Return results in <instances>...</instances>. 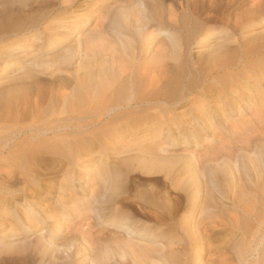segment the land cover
<instances>
[{"label": "rangeland", "instance_id": "obj_1", "mask_svg": "<svg viewBox=\"0 0 264 264\" xmlns=\"http://www.w3.org/2000/svg\"><path fill=\"white\" fill-rule=\"evenodd\" d=\"M162 53L143 106L68 121L80 152L0 166V264H264V0H0V96L31 115L10 140L62 117L105 62Z\"/></svg>", "mask_w": 264, "mask_h": 264}, {"label": "bare ground", "instance_id": "obj_2", "mask_svg": "<svg viewBox=\"0 0 264 264\" xmlns=\"http://www.w3.org/2000/svg\"><path fill=\"white\" fill-rule=\"evenodd\" d=\"M102 45L103 43H94V45L92 46V49L97 50L96 48H98L99 50V47H101ZM177 51L178 50H173L172 54H173V59L176 61V64L179 66V64L181 63L182 56H181V53L179 54ZM163 55H165V53L160 54L156 60L149 61L143 67V70H138L136 72L130 69L122 61H118L117 59H113V62L111 63H109L108 61L105 62L104 66L101 67L100 72H99L100 79L96 82H93V84L88 82V87L92 89L91 90L85 89L86 92H88V96L90 95L91 97V99L88 102H85L84 100L83 93H86V92L84 91L83 93H80L81 88L84 89L85 87L79 86L78 88L77 86L76 88L75 86V88L79 89L80 92L79 91L76 92L77 90L75 91V93L76 94L78 93V94L77 96L76 94H74L76 98L75 100H73L74 97L72 98L70 106H69V111L65 110V114H63L62 117L60 116L55 117V119L49 115L50 116V117L48 116L49 119L47 118L48 122H46L49 124V126H47L48 125L47 124L46 125L47 127L43 129H41V127H39V129L35 128L32 134L22 137L23 139L21 140L17 139L15 140V142H12L10 139L14 137L16 134L22 133V131L24 130L23 128L25 127V125L23 126V125H20L19 123L21 121L27 120L29 116L31 115H28L27 107L23 110H20L18 106L16 105V103L13 105H10L8 103V106H6L5 102L11 99L17 100L18 97L11 96V98L9 97V99H3V97L0 96V102L5 106V107H2L3 117L0 115L2 118V120L0 119V123H2L1 121H3V125L0 124V142L2 140L5 141L4 143L0 144V154H5V158H3V156H0V166L6 165L7 162L8 161L10 162L11 160L13 162H10L8 166L4 168L6 172H12L13 174H15L14 171L16 170V171H19L20 174H28L29 172L34 173L36 171L37 172L40 171L41 159L45 155L46 156L59 155V156H62L61 157L62 159L64 156L66 157V156H70L71 154L75 152H80L81 149H77L75 144H71L70 142L65 141L64 136H61L62 135L61 131L63 130V128L68 127L69 125L68 121H70L71 119H75V118L76 119L82 118L84 120H87V123L85 121L87 125H97V124H101L106 119L108 114L111 113L113 108H115L116 106H119L120 103H122V101L124 100H128V101H125L127 102L128 107L137 108L138 106H143V104L148 102L149 98L155 95V93H157L162 88L164 83L166 84L167 82V81L164 82V80L166 78V74L170 71V67L165 61H163L164 60ZM165 72L167 73L165 74ZM168 82H171V80ZM173 84L175 83L173 82ZM171 87H174V85H171ZM125 92L126 94H124L125 95L124 96L123 93ZM88 96H86V98ZM92 97L95 98L96 101L95 99L93 100ZM30 122L32 123L31 120ZM30 122H27V125ZM34 123H37V122H34ZM42 123H44L43 120H42ZM86 124L83 125L82 123L83 126H85ZM76 125L79 126L78 122ZM87 125L85 127H87ZM1 126L4 127V130L2 129ZM36 131L38 132L39 135H36L35 133ZM11 163L16 167L13 168L12 167L13 165H10ZM79 164L80 162H78L75 165L79 166ZM27 248L28 246H26L25 244H20V245L16 244V245H13L12 251L16 254L22 255L26 253Z\"/></svg>", "mask_w": 264, "mask_h": 264}]
</instances>
